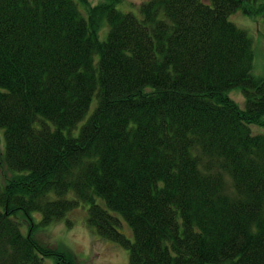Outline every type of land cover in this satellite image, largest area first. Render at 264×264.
Masks as SVG:
<instances>
[{
	"label": "trees",
	"instance_id": "1",
	"mask_svg": "<svg viewBox=\"0 0 264 264\" xmlns=\"http://www.w3.org/2000/svg\"><path fill=\"white\" fill-rule=\"evenodd\" d=\"M120 1L0 0V264H73L32 232L79 204L127 264H264V79L228 20L264 0Z\"/></svg>",
	"mask_w": 264,
	"mask_h": 264
},
{
	"label": "rangeland",
	"instance_id": "2",
	"mask_svg": "<svg viewBox=\"0 0 264 264\" xmlns=\"http://www.w3.org/2000/svg\"><path fill=\"white\" fill-rule=\"evenodd\" d=\"M77 4L86 14V6L93 7L105 0H76ZM147 0H121L114 5L116 9L122 13L130 12L139 14V6ZM211 0H202L206 4H210ZM228 20L238 28L245 30L252 42L253 61L251 73L257 78L264 79V15H246L238 11L229 16ZM108 32L106 22H102L99 31L98 39L104 41ZM227 95L234 100L241 108L244 106V98L239 88H232L227 92ZM250 130L254 135L264 136L263 126H250ZM1 132V130H0ZM2 133V132H1ZM77 131H74L76 134ZM1 161V155H0ZM11 174L6 168L0 165V185H3ZM100 205H103L98 201ZM88 205L79 204L75 209L67 213L60 221L41 226L35 232H32V237L40 245L64 254L71 256L73 264H127L128 253L125 249L109 241L101 239L95 231L89 229L86 225ZM114 215V214H113ZM120 223L117 229L127 238L131 239L132 234L127 224L119 217ZM32 220L37 223L39 214L31 213ZM28 225L23 222L22 232L28 235ZM43 264H55L53 259H44Z\"/></svg>",
	"mask_w": 264,
	"mask_h": 264
}]
</instances>
